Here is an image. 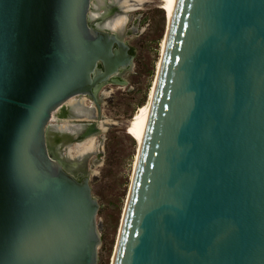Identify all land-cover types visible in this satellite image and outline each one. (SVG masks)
Returning a JSON list of instances; mask_svg holds the SVG:
<instances>
[{
	"label": "water",
	"instance_id": "obj_1",
	"mask_svg": "<svg viewBox=\"0 0 264 264\" xmlns=\"http://www.w3.org/2000/svg\"><path fill=\"white\" fill-rule=\"evenodd\" d=\"M92 10L0 0V264L98 262L87 154L70 170L47 135L69 98L126 84ZM111 264H264V0H176Z\"/></svg>",
	"mask_w": 264,
	"mask_h": 264
},
{
	"label": "rangeland",
	"instance_id": "obj_2",
	"mask_svg": "<svg viewBox=\"0 0 264 264\" xmlns=\"http://www.w3.org/2000/svg\"><path fill=\"white\" fill-rule=\"evenodd\" d=\"M159 4L160 0H143L128 12L129 18L121 34L133 53L131 67L121 75L126 84L108 83L101 90L100 120H104L106 126L95 134V148L87 153L85 161L92 194L99 203L96 214L100 233L97 264L112 263L120 232L137 151L136 141L125 129L137 108L147 102L157 74L161 41L167 25ZM107 8L106 4L100 7L102 11ZM87 103L91 104V101ZM52 123L58 122L53 120ZM47 135L49 143L53 145L56 144L53 141L55 137L59 136L61 140L66 138L65 134L52 127L48 129ZM65 162L67 167L83 166L82 161L65 159Z\"/></svg>",
	"mask_w": 264,
	"mask_h": 264
},
{
	"label": "bare ground",
	"instance_id": "obj_3",
	"mask_svg": "<svg viewBox=\"0 0 264 264\" xmlns=\"http://www.w3.org/2000/svg\"><path fill=\"white\" fill-rule=\"evenodd\" d=\"M115 1L116 0H93V7L96 9V10L94 9L95 13L93 12V14L96 15V16H102V15L103 16H107L109 14L107 12V10L106 11L103 10L101 12L100 11L101 10L100 7H102L104 4H106V6L108 5V7L111 8L109 4H111L113 2L115 3ZM142 2H143V0H117V5H118L119 8H121V10L118 12V15L117 16L115 15L110 21L109 20H106L105 22L102 23V25L111 28L112 30L116 31V33H118V34H122V29H124V26L127 23L128 18H129L128 12L131 9H135L134 6L135 5H139ZM175 2H176V0H160L159 6L164 11V14H165V17H166V24L167 25H166V33H165V35H164V37H163V39L161 41V50H160L161 51V55H160V59L157 62V70H156L157 72L159 70V67H160V64H161V57H162V54H163L164 49H165L168 28H169V24H170V21H171V17H172V13H173V9H174ZM110 12H111V10H110ZM156 78H157V74H156V77H155V79H154L151 87H150V90H149V93H148V100H147V102H145L144 104H142L141 106H139L137 108V110L134 113V115L132 116V118L129 119V121H128L127 125H126V129H125L126 133L131 138H133L136 141V143H137V151H136V154H135L132 176H133V172H134V169H135V165H136V161H137V156H138V152H139L140 143H141V140H142V136H143V133H144V129H145V126H146V122H147V118H148V114H149V110H150V105H151V101H152V97H153V93H154ZM76 98L75 97H71L64 104L66 106H68L69 104H73L74 102H76ZM80 98H81V96H80ZM86 98L87 97L84 96V97L81 98V100L82 101H85ZM64 109H66V108H64ZM69 118L67 116H64V117L62 116V114H61V107H59L52 114V119L53 120H56L57 122H59V124H57V123L54 124L55 127H57V126L60 127V128L62 126L67 127V124L69 123L68 122L69 121ZM105 124H106V122L104 120H99V119L96 120V125L99 128L98 133L101 132L105 128L104 127ZM109 124H110V122H109ZM111 124H113V123H111ZM62 130L63 129H61V131ZM63 132H64V130H63ZM95 134H97V133H92V134L84 137V139L81 138L80 140L79 139H76V138H70V139H68L67 142H69L70 140H73L74 139L73 142H76L75 145H73V142H72L71 144L68 145V147H66L65 145L64 146H61L62 147V152H59V153L61 155L62 162H63V164H64V166L66 168H69L70 170H73V171H77L81 167H83L82 165L74 166V167H71V166L70 167L69 166L67 167V164L65 162V159H71V158H74V156L82 157L85 154H87L90 151H92L95 148L94 145L96 143L95 142ZM61 144H63V143H61ZM50 146L53 147L52 145H50ZM67 157H69V158H67ZM85 168H87V167H85ZM132 176H131V179H132ZM113 257H114V255H113ZM113 257H112V259H113Z\"/></svg>",
	"mask_w": 264,
	"mask_h": 264
},
{
	"label": "flooded vegetation",
	"instance_id": "obj_4",
	"mask_svg": "<svg viewBox=\"0 0 264 264\" xmlns=\"http://www.w3.org/2000/svg\"><path fill=\"white\" fill-rule=\"evenodd\" d=\"M109 5H110L111 8H109V7L107 8V12L109 13L107 16H103V15L102 16H96V15H94L93 12H94L95 8L93 7V10L91 11V15H90V20H89V23H91L94 27H96V28H98L100 30L106 31V32H109V31L111 32L112 29L107 27V26H103L102 23L105 22L106 20L110 21L115 16V14L119 12V7L117 5V0L115 1V3L113 2V3L109 4ZM110 10H111V12H110ZM100 11L102 12V10H100ZM104 11H106V10H104ZM128 53L133 55L132 49L130 48V46H129V49H128ZM106 88H107V86H106ZM101 90H102V87L98 91L97 97L99 99H97V103L94 102L87 95H77V96H74L75 98L77 97L76 98V102H74L73 104H69L68 106H66L65 104L61 106V114H62V116L63 117L67 116L68 118L69 117L70 118H69V121H68L69 123L67 124V127L62 126L60 128L58 126L57 127H52L51 126L52 128H54V130H56L58 132H61V133L65 134V136H66V138L64 140H61L62 138L59 137V136L55 137V139H53V141L56 144H54V145L49 143L55 149H58V151L56 150L58 153L62 152V147L61 146L65 145L66 147H68V145L71 144L74 141V139H73V140H70L69 142H67L68 139L76 138V139L80 140L81 138H84L82 136V133L84 132V129H86V126L91 124V123H96L97 119L100 120L102 118V116H101L102 115L101 114V104H100V99H101V95H102V91ZM80 96H81V98L84 97V96L87 97L86 101H82ZM89 101H91V104L87 103ZM64 108H66V109H64ZM70 122L71 123L73 122V123L71 124ZM57 124H59V122ZM61 129H63L65 133L63 132V130L61 131ZM61 143H63V144H61Z\"/></svg>",
	"mask_w": 264,
	"mask_h": 264
}]
</instances>
